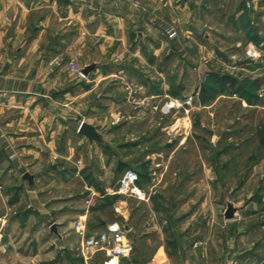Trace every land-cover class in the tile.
Segmentation results:
<instances>
[{
  "label": "crops",
  "instance_id": "obj_1",
  "mask_svg": "<svg viewBox=\"0 0 264 264\" xmlns=\"http://www.w3.org/2000/svg\"><path fill=\"white\" fill-rule=\"evenodd\" d=\"M249 30L264 37V0H0V188L4 189L0 195L9 207L27 198L25 213L17 216L23 223L14 222L11 228L33 231L20 242L9 239L3 233L8 226L5 228L7 220L1 213L0 249L7 251L15 240L32 245L35 252L31 259L39 264H73L78 259L81 263L76 264H90L89 259L76 258L72 252L67 256L59 250L61 259L59 252L55 254L63 243L71 251L81 242V233L75 222L57 219L55 210L38 196V178L33 172L41 166L44 148L51 149V155L70 159L57 137L61 133L71 137L75 130L81 143L127 149L131 154L142 144L133 136L122 142L128 127L110 122L115 107L128 102L127 94L121 95V84L127 80L141 84L147 91L141 95L142 101L180 99L186 85L195 83L193 69L201 71L207 63L213 64L222 51L228 54L227 40L233 33L247 35ZM258 41L262 43L264 38ZM77 56L81 66L93 67L88 75L70 70V62ZM110 81H116L115 89L105 86ZM92 115L98 119H91ZM82 122L92 124L103 141H91L81 134ZM105 135L110 139L114 135V141L109 142ZM178 143L169 141L168 146L173 149ZM146 148L153 170L154 155H160L162 147ZM125 159L116 168L112 163L115 171L124 173L132 168L131 158ZM52 164L49 162L51 170L58 172L59 166L52 168ZM27 172L33 181L25 178ZM111 179L115 181V175ZM112 186H107L106 194L112 193ZM241 186L229 190V195L221 191L216 196L223 197L225 203L227 196L246 197L248 201L236 210L249 209L247 213L254 214L226 223L218 218L201 222L196 218L198 202L186 207L178 203L175 193L155 190L147 202V231L140 230L127 202L117 200L113 222L126 228L133 245L132 253L120 264H221L230 247L241 264H264V219L259 221L264 217V205L255 206L264 191ZM197 194L194 191L191 196ZM88 212L83 210L78 219L86 226ZM256 214L258 222L253 217ZM46 222L49 233L43 237ZM53 224L58 233L52 231ZM106 224L110 223L104 221V229Z\"/></svg>",
  "mask_w": 264,
  "mask_h": 264
},
{
  "label": "rangeland",
  "instance_id": "obj_2",
  "mask_svg": "<svg viewBox=\"0 0 264 264\" xmlns=\"http://www.w3.org/2000/svg\"><path fill=\"white\" fill-rule=\"evenodd\" d=\"M247 32V35L245 32H235L227 40L230 54L222 51L214 59V62H211L213 64L208 65L207 63L201 71L193 69L196 73L193 76L195 83L187 84L183 94L185 96L180 97V100H183L199 93L198 97H194L191 105L176 107L164 114L160 107L170 100L162 101L155 98L153 101L150 99L142 101L140 97L147 91L141 84L131 80L121 84V88L124 90L121 95L126 93L128 102L116 106L115 110L112 109V111L114 110V119H110V122L120 123L124 128L128 127V131L122 135V142L131 140L130 138L133 136L135 141L142 144V147L132 149L130 154L127 149L103 148L97 144L91 147L87 143H81L79 134L75 130L71 132V137L61 133L57 137L58 145L66 147L65 151L68 152L70 159L60 157L57 153L51 155L49 153L51 149L44 148L41 166L39 170L33 172L38 178L36 190L40 200L46 202L50 210H55L57 219L73 221L76 223V227L78 222L82 221H78L81 218L79 217L80 213L83 210H88L87 236H94L104 231V221L113 223L117 219L114 203L117 200H125L129 212L133 214V221L142 228L140 230L147 231L144 226L150 219V207L147 202L151 200V197L147 201H141L138 198L123 196L116 192L120 180L127 170L123 173L115 171L114 168L121 166L122 162L127 160L125 158L128 157L131 158V166L142 172V181L145 183V187H148L145 188L142 185L143 189L150 194H153L155 190H165L168 195L175 193L178 203L186 207L190 202H198L195 203L200 207L197 208L196 218H199L201 222L204 220L213 221L214 218L225 223L234 222L232 220L235 218H241L246 214L253 215L254 213H247L251 212L249 209L247 212L241 211L240 208L236 210L241 206L239 204L248 201L246 197L227 196L228 201L225 203L223 197L216 196L221 191L222 194L229 195V190L236 189L240 185H242L241 188L247 190L264 191V48H261L262 43L258 41L264 37H258L256 33L253 35L250 30ZM250 44L258 48L262 54L261 58L257 59V57L254 58L247 54ZM207 54L203 55L208 57ZM75 61L78 62L83 73L85 67L81 66L78 56L71 60V62ZM190 75L191 73L187 74V77L189 78ZM225 75L235 77L238 83L223 88L217 79L219 76ZM84 76L86 75L84 74ZM200 78H203L201 85ZM110 82L105 86L115 89L114 87L117 85L115 86L114 82L116 81ZM203 91L209 97V100L205 102L201 100L200 95ZM241 91L257 94V97L250 101L245 100L241 97ZM95 95L97 96V94ZM156 105L159 106L158 109L155 108ZM91 119L96 120L98 116L92 115ZM164 124L171 127L164 128ZM77 127L78 123L74 124V128ZM111 138L109 142L114 141V135L113 137L111 135ZM147 141L148 144H144ZM169 141H178L179 143L171 149L168 146ZM152 145H159L162 150L160 155H154L155 163L152 167L153 170H150L151 166L148 165L145 153L146 146ZM118 152L121 154L119 159L116 158ZM29 159L32 158L29 157ZM109 161L111 164L108 163ZM49 162L59 166L58 172L51 170ZM114 175L116 180L112 181L111 178ZM112 183V187H114L112 193L106 194L105 189ZM179 190L180 192L177 193ZM3 191L4 189L0 188V192ZM194 191L196 194L198 193L197 196H191ZM260 195V199L257 198L258 200L255 201L256 208H261L264 205V194ZM26 200L27 198L24 197L20 204L9 207L0 195V217L1 213H4L7 220L5 228L8 226V230L5 229L3 232L4 236L9 239L10 237L18 239V242L24 236L33 235L32 229L29 228L26 230L21 227L11 228L14 222L19 221L20 225L23 223L17 216L21 215L22 217L25 213L24 211L28 207ZM231 210L232 216L228 217V212ZM257 216L256 214L253 217ZM128 219H131L129 215ZM263 219L264 217L259 221ZM48 225L49 222H46V233L42 234L43 237L49 233ZM69 235L74 236L70 232ZM79 236L82 240V235L79 234ZM15 240L13 241L14 245L12 244L7 251L0 249V252H4L0 254V264H39L31 259V254L35 252L33 246L22 245ZM80 243L73 245L71 251L70 246L63 243L61 248L66 249L58 247L55 254L59 252V259H61L59 251L61 250L63 253L66 252L67 256H70L72 252L74 257L86 259L80 250ZM230 248L221 264L233 247ZM23 253H26L25 257L21 255ZM107 258L108 254L105 251H100L89 258V263L99 264ZM80 261L81 259H78L73 264L81 263ZM67 263L71 264L70 261Z\"/></svg>",
  "mask_w": 264,
  "mask_h": 264
},
{
  "label": "built area",
  "instance_id": "obj_3",
  "mask_svg": "<svg viewBox=\"0 0 264 264\" xmlns=\"http://www.w3.org/2000/svg\"><path fill=\"white\" fill-rule=\"evenodd\" d=\"M249 47L250 48L247 50L249 56L254 58L257 57V59L262 57L261 52L253 44H250ZM261 48H264V42H262ZM70 68L72 71L79 73L80 76H84L82 68L79 66L78 62H71ZM193 99V96H188L183 100L178 98L170 99L169 102H165L160 107V110L164 114H167L176 107L191 105ZM158 107V105L155 106L156 109H158ZM186 112H188L187 109ZM138 180V173L133 169H128L120 180L116 192L123 196L138 198L141 201L149 200L152 194L143 189L138 184ZM116 210L117 212H120L119 208H116ZM77 228L82 235L80 250L87 260L96 253L105 251L108 254V258L104 260L103 263L108 264L115 261L116 264H120V260L123 257L129 256L133 251V245L127 237V230L119 222L106 224L104 231L94 236H87L86 225L81 221L78 222ZM223 264H240V261L235 254L229 252Z\"/></svg>",
  "mask_w": 264,
  "mask_h": 264
},
{
  "label": "water",
  "instance_id": "obj_4",
  "mask_svg": "<svg viewBox=\"0 0 264 264\" xmlns=\"http://www.w3.org/2000/svg\"><path fill=\"white\" fill-rule=\"evenodd\" d=\"M93 69L92 66H87L83 69V74L88 75L90 71ZM79 132L85 136H87L91 141L98 140L103 141L102 136L99 134L97 129L88 122H82L79 128ZM57 166L55 164H52V168H56ZM25 178L29 179L30 181H33V176L30 173L25 174ZM229 213L228 217L232 216V210ZM52 231L55 233H58L57 226L55 224L52 225ZM105 264V263H103Z\"/></svg>",
  "mask_w": 264,
  "mask_h": 264
},
{
  "label": "trees",
  "instance_id": "obj_5",
  "mask_svg": "<svg viewBox=\"0 0 264 264\" xmlns=\"http://www.w3.org/2000/svg\"><path fill=\"white\" fill-rule=\"evenodd\" d=\"M217 81L221 82V84L223 85V88L226 87L227 85L234 86V85H236L238 83V80L235 77L230 76V75L219 76ZM242 88H244V87H242ZM200 95H201V100L203 102L209 100V97L206 96L204 91L202 92V94L200 93ZM241 97L245 98V100L250 101L253 98L257 97V94H253V93L251 94V93H247L246 91H241ZM130 169H133V170H135L138 173V175H139L138 184L142 187V172H140L138 169L133 168V167L130 168Z\"/></svg>",
  "mask_w": 264,
  "mask_h": 264
},
{
  "label": "bare ground",
  "instance_id": "obj_6",
  "mask_svg": "<svg viewBox=\"0 0 264 264\" xmlns=\"http://www.w3.org/2000/svg\"><path fill=\"white\" fill-rule=\"evenodd\" d=\"M108 264H116L115 261L111 262V263H108Z\"/></svg>",
  "mask_w": 264,
  "mask_h": 264
}]
</instances>
